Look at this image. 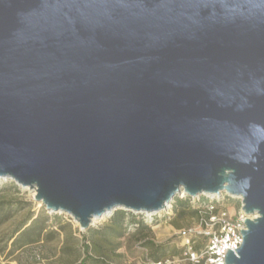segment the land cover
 Instances as JSON below:
<instances>
[{
    "label": "water",
    "instance_id": "water-1",
    "mask_svg": "<svg viewBox=\"0 0 264 264\" xmlns=\"http://www.w3.org/2000/svg\"><path fill=\"white\" fill-rule=\"evenodd\" d=\"M0 178L85 230L226 192L264 264V0H0Z\"/></svg>",
    "mask_w": 264,
    "mask_h": 264
},
{
    "label": "rangeland",
    "instance_id": "rangeland-1",
    "mask_svg": "<svg viewBox=\"0 0 264 264\" xmlns=\"http://www.w3.org/2000/svg\"><path fill=\"white\" fill-rule=\"evenodd\" d=\"M34 197L29 187L0 178V264H138L142 263V252L136 244L143 234L155 240L151 249L157 257L181 256L176 232L197 220L194 201L176 196L174 215L169 220L158 218L150 233L146 223L128 232L132 211L123 208L85 230L70 214L49 211ZM225 201L230 212L238 216L241 199L227 194Z\"/></svg>",
    "mask_w": 264,
    "mask_h": 264
},
{
    "label": "built area",
    "instance_id": "built-area-1",
    "mask_svg": "<svg viewBox=\"0 0 264 264\" xmlns=\"http://www.w3.org/2000/svg\"><path fill=\"white\" fill-rule=\"evenodd\" d=\"M178 196L193 200L197 211L196 222L176 232L181 240V256H166L158 260L152 258L150 248L144 245L147 239L155 241L149 237L136 244L142 252V263L138 264H227L228 249L236 252L243 244L242 229L247 228L245 219H254L258 215L248 216L241 208L238 216H234L227 207L226 192L196 197L182 192ZM173 202L168 209L157 213L132 212L141 215L144 222L153 227L158 218L165 216L169 220L174 215Z\"/></svg>",
    "mask_w": 264,
    "mask_h": 264
},
{
    "label": "trees",
    "instance_id": "trees-1",
    "mask_svg": "<svg viewBox=\"0 0 264 264\" xmlns=\"http://www.w3.org/2000/svg\"><path fill=\"white\" fill-rule=\"evenodd\" d=\"M131 213H132V217H131L130 221L127 223V228H128L127 231L128 232H131L133 229H134V231H137L138 229H140L141 227H143L144 226V223H145L141 215L135 214L133 212H131ZM147 227H148L147 229L149 230V233H150L151 226L148 225ZM29 230H30V228L28 230H25V234L28 233ZM149 237H150L149 234H143L141 240H144V239L149 238ZM144 245L150 248V250H151V257L152 258L157 259V260L163 258V257H157V252L151 249L152 246L155 245V243L152 240L147 239L144 242ZM158 247H161V246H156V248H158ZM137 250L139 252H141V250H139L138 248H137Z\"/></svg>",
    "mask_w": 264,
    "mask_h": 264
},
{
    "label": "bare ground",
    "instance_id": "bare-ground-1",
    "mask_svg": "<svg viewBox=\"0 0 264 264\" xmlns=\"http://www.w3.org/2000/svg\"><path fill=\"white\" fill-rule=\"evenodd\" d=\"M33 192L36 193L35 190H33ZM183 193H184V192H183ZM112 212H113V211L107 212V213H105L103 216H101V217H99V218H96V217L93 218L92 223H93V222H96V220H98V219L104 218L105 216L109 215V214L112 213Z\"/></svg>",
    "mask_w": 264,
    "mask_h": 264
}]
</instances>
